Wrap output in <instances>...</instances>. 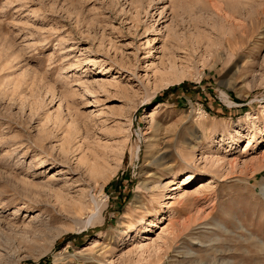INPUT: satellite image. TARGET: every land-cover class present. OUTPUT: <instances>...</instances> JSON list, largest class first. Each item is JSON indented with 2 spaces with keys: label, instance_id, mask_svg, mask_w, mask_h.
<instances>
[{
  "label": "rangeland",
  "instance_id": "1",
  "mask_svg": "<svg viewBox=\"0 0 264 264\" xmlns=\"http://www.w3.org/2000/svg\"><path fill=\"white\" fill-rule=\"evenodd\" d=\"M0 264H264V0H0Z\"/></svg>",
  "mask_w": 264,
  "mask_h": 264
},
{
  "label": "bare ground",
  "instance_id": "2",
  "mask_svg": "<svg viewBox=\"0 0 264 264\" xmlns=\"http://www.w3.org/2000/svg\"><path fill=\"white\" fill-rule=\"evenodd\" d=\"M187 70L188 69H186V70H176L175 66H171L169 68V70L164 73V77H163V79H162V81L160 83V88H165V87H169L171 85H175V84L180 83L183 79L186 78L187 73H188ZM183 177H186V180H190L191 179V177L188 174H185ZM198 180L200 181V180H203V179L201 177H199ZM177 184H179V183H176L175 181L172 182V185H177ZM92 203L94 205L92 207L93 214L97 215L99 213V208H100L99 204L97 202H95L94 200H93ZM76 206H77L79 212H83V211L87 210V207L84 206V203L82 204V203L78 202V203H76ZM90 212H91V210H90ZM91 216H93V215H91ZM100 235H101V233H99L97 236H100Z\"/></svg>",
  "mask_w": 264,
  "mask_h": 264
}]
</instances>
